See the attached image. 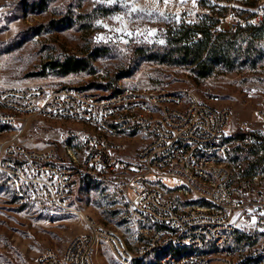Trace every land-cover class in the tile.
Returning a JSON list of instances; mask_svg holds the SVG:
<instances>
[{
  "label": "built area",
  "instance_id": "built-area-1",
  "mask_svg": "<svg viewBox=\"0 0 264 264\" xmlns=\"http://www.w3.org/2000/svg\"><path fill=\"white\" fill-rule=\"evenodd\" d=\"M259 15L239 24L257 25ZM39 115L88 127L67 134L81 140V159L72 144L64 159L54 148L0 144V171L14 196L41 210H71L79 178L110 181L124 140L138 134L144 145L125 165L122 226L81 213L82 232L34 264H96L102 245L121 264H264V127L232 128L229 107L165 85L108 95L74 85L0 86V134Z\"/></svg>",
  "mask_w": 264,
  "mask_h": 264
},
{
  "label": "rangeland",
  "instance_id": "rangeland-1",
  "mask_svg": "<svg viewBox=\"0 0 264 264\" xmlns=\"http://www.w3.org/2000/svg\"><path fill=\"white\" fill-rule=\"evenodd\" d=\"M254 1L0 0V86L74 85L108 95L128 85H165L193 90L200 99L229 107L232 128L264 127V42L249 59L240 58L233 67H221L207 77L193 66L163 58L170 31L195 23L204 14L215 19L224 15L216 26L220 30H235L241 19L257 12L260 24L264 0L251 6ZM70 55L91 56L90 66L67 75L51 68V61ZM71 130L88 127L39 115L0 134V144L14 141L29 149L54 148L63 159L72 144L81 159L85 151L80 139L67 137ZM143 145L138 134L124 140L116 152L122 163L110 181L98 184L79 178L69 211L22 204L0 176V264H34L47 248L63 250L83 230L81 213L122 226V185L130 176L125 165L136 162ZM164 184L173 188L176 180L166 177ZM95 263L121 264L108 245L97 249Z\"/></svg>",
  "mask_w": 264,
  "mask_h": 264
},
{
  "label": "trees",
  "instance_id": "trees-1",
  "mask_svg": "<svg viewBox=\"0 0 264 264\" xmlns=\"http://www.w3.org/2000/svg\"><path fill=\"white\" fill-rule=\"evenodd\" d=\"M257 2L255 0L250 5ZM222 17L224 15H218L215 19L214 15L204 14L195 23H183L171 30L163 58L193 66L201 77L210 76L221 67L231 68L240 58L249 59L257 46L264 42V19L260 24L246 27L238 24L235 30L228 31L216 27ZM90 62L91 56L70 55L51 61L50 65L60 74L67 75L87 70ZM0 176L7 183L1 171Z\"/></svg>",
  "mask_w": 264,
  "mask_h": 264
}]
</instances>
